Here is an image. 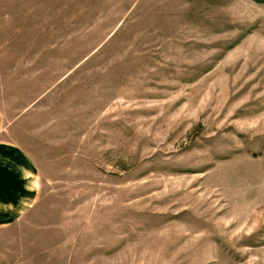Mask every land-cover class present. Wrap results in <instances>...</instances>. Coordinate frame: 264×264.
<instances>
[{"label": "rangeland", "instance_id": "rangeland-1", "mask_svg": "<svg viewBox=\"0 0 264 264\" xmlns=\"http://www.w3.org/2000/svg\"><path fill=\"white\" fill-rule=\"evenodd\" d=\"M0 116V264H264V0H0Z\"/></svg>", "mask_w": 264, "mask_h": 264}, {"label": "crops", "instance_id": "crops-1", "mask_svg": "<svg viewBox=\"0 0 264 264\" xmlns=\"http://www.w3.org/2000/svg\"><path fill=\"white\" fill-rule=\"evenodd\" d=\"M0 168V227H4L33 204L40 181L25 151L9 143H0Z\"/></svg>", "mask_w": 264, "mask_h": 264}]
</instances>
